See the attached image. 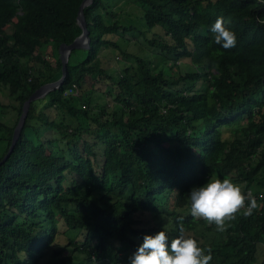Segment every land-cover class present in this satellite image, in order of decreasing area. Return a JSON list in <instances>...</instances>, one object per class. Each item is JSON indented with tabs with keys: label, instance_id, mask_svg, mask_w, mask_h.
<instances>
[{
	"label": "trees",
	"instance_id": "1",
	"mask_svg": "<svg viewBox=\"0 0 264 264\" xmlns=\"http://www.w3.org/2000/svg\"><path fill=\"white\" fill-rule=\"evenodd\" d=\"M130 1L144 30L122 22L109 0H90L88 47L72 49L61 85L28 104L0 163V264H79L71 252L87 264H128L144 235L163 230L171 240L181 225L211 248L210 264H264V2ZM80 2L0 0V96L9 98L0 115L12 111L0 120V159L22 103L59 78L58 45L79 34ZM218 17L236 35L231 49L214 43ZM155 26L162 35L146 36ZM127 34L141 36L139 54L120 46ZM108 49L128 59L114 74L99 61ZM183 59L193 69L171 73ZM98 84L111 93L95 106ZM44 130L64 140L61 155L46 147ZM212 177L241 181L257 201L224 232L189 210L188 192ZM58 223L75 235L64 254L53 248ZM211 230L216 238L204 240Z\"/></svg>",
	"mask_w": 264,
	"mask_h": 264
},
{
	"label": "clouds",
	"instance_id": "2",
	"mask_svg": "<svg viewBox=\"0 0 264 264\" xmlns=\"http://www.w3.org/2000/svg\"><path fill=\"white\" fill-rule=\"evenodd\" d=\"M257 22L264 24V19L257 17ZM210 31L215 44L225 50L235 47L236 35L225 26L222 17L216 19ZM188 199L191 216L215 225L219 232L226 231L238 213L248 217L257 208L256 199L250 193L246 196L240 186L227 178L210 179L193 187ZM178 231L179 235L171 240L163 230L155 235H144L142 243L128 258V264H210L211 248H201L196 239L185 235L182 225Z\"/></svg>",
	"mask_w": 264,
	"mask_h": 264
},
{
	"label": "rangeland",
	"instance_id": "3",
	"mask_svg": "<svg viewBox=\"0 0 264 264\" xmlns=\"http://www.w3.org/2000/svg\"><path fill=\"white\" fill-rule=\"evenodd\" d=\"M109 10L114 11L116 13V15H118V17L120 18V20L122 19V22L127 23V21L131 24H133L138 30L143 31L144 30V24L142 19L140 18V10L138 8V6L136 4H134L133 2H131L130 0H109V6H108ZM149 33L146 34V36L150 37L151 35H153L154 33L157 34H161V30L158 27H153L150 29V31H148ZM139 41L141 43V45H145V43L143 42L141 36L139 34H127L124 36V40H119V44L121 47H123V49H125L127 52H131V53H137L139 54L140 51L138 50L137 45H135V43L137 44V42L135 41ZM142 45V46H143ZM45 50V49H44ZM42 51V49H41ZM152 51V50H149ZM142 52V51H141ZM155 52V51H152ZM80 56V57H79ZM85 53H82V55L77 56V58L82 59L84 58ZM73 59V58H71ZM74 60V59H73ZM127 58H124L118 54L115 53V51H112L111 49L105 50L103 52V54L101 55L100 58V65L105 68L108 72L110 73H116L118 70L122 69V67L128 65L127 64ZM189 69H193V64L187 60V59H183L178 61V66L177 67H172L171 68V73L173 72H184L186 70ZM92 84L91 82H87L86 88H90ZM203 84V82L197 83L195 87L201 86ZM96 90L94 92L91 93L90 95V100H91V104H94L95 106L98 105H102L103 103L108 101V94L111 93V90L108 86H105L103 84H98L94 87ZM1 96L0 99L3 102H8L9 98H7V95L4 94V92H1ZM44 104V100L39 101V103L36 104V107L39 109L43 106ZM5 111V110H4ZM6 111H8V113H4L2 115H0V120L4 121V122H8L7 120L9 119V117L7 116H11L12 111L10 109H7ZM11 113V114H10ZM1 114V113H0ZM1 134V133H0ZM42 137L44 138V143L46 145V147L48 149H50L51 153L56 154V155H61L62 151L65 150V144H64V140L62 138H60V135L50 131H45L42 134ZM46 139H49L52 143L50 145H48L45 141ZM100 147L98 146L97 149H99ZM99 151V150H97ZM211 179H217V178H211ZM238 186H240L242 188V182H237L235 183ZM234 222L231 221L229 222V225L232 224ZM73 230H67L61 223L57 224V235L55 237V241H54V246L53 248L55 250H58L60 253L64 254L67 252V249L65 248L66 245H64V243L66 242L67 237L69 238H74L75 235L74 232H72ZM213 230H211L210 232L205 233V235L203 236L204 240L207 241H212L216 238L217 233L212 232ZM186 236H192L193 232L189 231V232H185ZM196 236L200 237V233L196 232ZM262 246H260L258 248V251H261ZM70 252V251H69ZM72 257L77 258L79 264H87V262L81 257L78 258L80 256L78 255H74L71 252ZM44 259H49V252L46 254V256L44 257ZM93 264V263H92ZM94 264H100V262L98 263H94Z\"/></svg>",
	"mask_w": 264,
	"mask_h": 264
},
{
	"label": "water",
	"instance_id": "4",
	"mask_svg": "<svg viewBox=\"0 0 264 264\" xmlns=\"http://www.w3.org/2000/svg\"><path fill=\"white\" fill-rule=\"evenodd\" d=\"M90 2V0H81L80 4L78 5L76 16H75V22L76 25L79 27L80 32L79 34L68 44L65 43H60L58 45L57 53H58V58L60 59L61 63V74L58 79L52 82H48L45 84L40 85L37 89H35L28 97L27 99L22 103L21 106V111L19 113V116L17 118V121L12 129L11 137H10V143L7 147L6 152L0 159V163L3 162L7 156L9 155L10 151L12 150L18 136L21 130V127L23 125L27 109H28V104L30 101L42 98L45 94H47L49 91L57 89L65 75H66V62L67 58L69 55V52L72 49H77V48H87L88 43H89V38H88V32L86 30L85 26V19L83 16L82 9L85 5H87Z\"/></svg>",
	"mask_w": 264,
	"mask_h": 264
}]
</instances>
